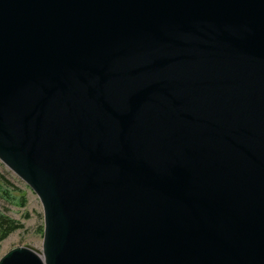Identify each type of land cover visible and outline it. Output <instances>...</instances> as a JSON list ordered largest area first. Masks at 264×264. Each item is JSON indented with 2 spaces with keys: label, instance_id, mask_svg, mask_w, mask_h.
Segmentation results:
<instances>
[{
  "label": "water",
  "instance_id": "water-1",
  "mask_svg": "<svg viewBox=\"0 0 264 264\" xmlns=\"http://www.w3.org/2000/svg\"><path fill=\"white\" fill-rule=\"evenodd\" d=\"M0 161V264H264V0H0Z\"/></svg>",
  "mask_w": 264,
  "mask_h": 264
},
{
  "label": "rangeland",
  "instance_id": "rangeland-1",
  "mask_svg": "<svg viewBox=\"0 0 264 264\" xmlns=\"http://www.w3.org/2000/svg\"><path fill=\"white\" fill-rule=\"evenodd\" d=\"M0 212L23 223L0 242V257L9 249L30 245L42 246L43 213L35 192L0 161Z\"/></svg>",
  "mask_w": 264,
  "mask_h": 264
},
{
  "label": "trees",
  "instance_id": "trees-1",
  "mask_svg": "<svg viewBox=\"0 0 264 264\" xmlns=\"http://www.w3.org/2000/svg\"><path fill=\"white\" fill-rule=\"evenodd\" d=\"M23 223L0 212V242L6 238L11 232L22 228ZM42 232V227H39Z\"/></svg>",
  "mask_w": 264,
  "mask_h": 264
}]
</instances>
